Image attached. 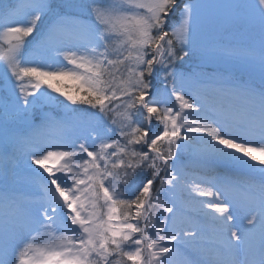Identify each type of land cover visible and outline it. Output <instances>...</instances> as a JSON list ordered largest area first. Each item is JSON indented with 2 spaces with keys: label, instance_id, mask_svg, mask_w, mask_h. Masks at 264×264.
<instances>
[{
  "label": "snow or ice",
  "instance_id": "snow-or-ice-1",
  "mask_svg": "<svg viewBox=\"0 0 264 264\" xmlns=\"http://www.w3.org/2000/svg\"><path fill=\"white\" fill-rule=\"evenodd\" d=\"M0 82V264H264V0H0Z\"/></svg>",
  "mask_w": 264,
  "mask_h": 264
},
{
  "label": "rangeland",
  "instance_id": "rangeland-1",
  "mask_svg": "<svg viewBox=\"0 0 264 264\" xmlns=\"http://www.w3.org/2000/svg\"><path fill=\"white\" fill-rule=\"evenodd\" d=\"M215 42H217L219 44H222V45H233V46H237V47H241V48L248 47V46H250V45L253 44V41L251 39H249L246 36L241 35V34H237V35H235V36H233L231 38H221V39H218ZM256 43H257V46H258V41ZM29 51L30 52L32 51L31 47H30ZM42 56H43V54L40 51H36L33 54V58L35 60H37V61L41 60L42 59ZM215 67H216V65H215V62L214 61L209 60V61H206L204 63V70L207 71V72H209V73L212 72ZM63 83H64L65 89H67V90H71L74 87L73 82L70 81V80H65ZM7 96H8V91H7L6 86L4 85L3 82H0V100H3ZM47 108L48 109H51V111L54 110V109L59 110V111H61L64 114V112H63L62 109L57 108L55 105H49L47 103L44 104L43 106H38L37 107V114L39 116H42L43 114L47 113L50 117H52V120L53 121H59V120H62L64 118L63 114L61 115L60 118H56L52 113H48L46 111ZM41 113H43V114H41ZM195 173H197L198 175H200L199 174V171H195ZM28 191L29 192H33L32 189H29Z\"/></svg>",
  "mask_w": 264,
  "mask_h": 264
},
{
  "label": "bare ground",
  "instance_id": "bare-ground-1",
  "mask_svg": "<svg viewBox=\"0 0 264 264\" xmlns=\"http://www.w3.org/2000/svg\"><path fill=\"white\" fill-rule=\"evenodd\" d=\"M38 126H39L38 130L40 132H45V133L54 132V129H51L45 121H41ZM191 159L192 158L186 154L184 156V161H183L184 164L188 165V167L186 168V171L188 173V179L189 180L200 178L203 175V172L201 171V169H199L195 165L191 164ZM195 171H199L200 175L196 176L194 174ZM32 190H33V192L36 191L35 189H32ZM183 261H184V258L182 255H174L173 260H172V264H183Z\"/></svg>",
  "mask_w": 264,
  "mask_h": 264
},
{
  "label": "trees",
  "instance_id": "trees-1",
  "mask_svg": "<svg viewBox=\"0 0 264 264\" xmlns=\"http://www.w3.org/2000/svg\"><path fill=\"white\" fill-rule=\"evenodd\" d=\"M62 99V98H61Z\"/></svg>",
  "mask_w": 264,
  "mask_h": 264
}]
</instances>
